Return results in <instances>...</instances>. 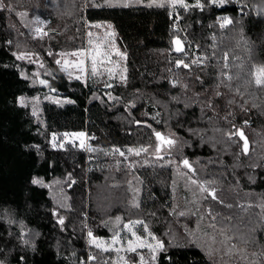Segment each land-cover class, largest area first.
<instances>
[{
	"label": "trees",
	"instance_id": "16d2710c",
	"mask_svg": "<svg viewBox=\"0 0 264 264\" xmlns=\"http://www.w3.org/2000/svg\"><path fill=\"white\" fill-rule=\"evenodd\" d=\"M120 1L108 6L105 0H80V14L74 0L42 6L62 19L65 31L59 6L68 2L66 19H81L83 42L87 27L114 29L126 51L127 75L104 91L70 79L46 57L51 48L47 36L37 35V11L34 22L27 8H13L24 0H3L8 9L0 10V262L81 264L89 226L104 241L97 248L91 240L101 264H264V87L254 83L264 66V0H227L223 6L218 0H184L188 7H173L171 0ZM30 5L40 9V2ZM219 18L232 22L221 27ZM178 20L181 37L205 54L203 66L176 68L170 61L178 35L171 27ZM53 36L60 40L56 32L48 37ZM28 54L52 62L43 78L18 58ZM239 131L250 143L248 153ZM83 132L98 136L96 170L88 183L84 152L71 143L60 146L65 135ZM157 132L180 139L176 156L149 154ZM141 148L147 151L136 155ZM180 189L187 196L194 192L198 203L204 198L212 227L208 243H194L183 224L190 219L180 226L171 218L174 190ZM116 235L123 240L111 242ZM137 237L163 248L129 251Z\"/></svg>",
	"mask_w": 264,
	"mask_h": 264
},
{
	"label": "rangeland",
	"instance_id": "374dc122",
	"mask_svg": "<svg viewBox=\"0 0 264 264\" xmlns=\"http://www.w3.org/2000/svg\"><path fill=\"white\" fill-rule=\"evenodd\" d=\"M46 1L47 0L44 1L24 0V2L20 7L17 6L13 7L14 9H18L20 13L22 12L23 8H27L34 22L35 20L32 16L35 15L34 12L36 11L38 12L40 17L36 20L37 21L36 26L37 29H40L41 31L36 30L37 35L42 37L47 36V40H48L47 43L48 46L51 48V50L49 49L46 57L49 58L50 60L53 59L54 62L59 66V68L63 70L69 76L70 79L80 80L85 83L89 82L94 86V88H97L99 90H104V91L108 90L109 88H111L113 82L123 83L127 75L126 51L119 44L114 29L112 27H109V25L107 24H96V25H101V27L97 28L94 25L91 29H89L86 26L87 28H85V42H83V38L81 35L82 34L81 19L79 18L74 22H68L66 19V11L69 8L68 2L61 3V5L59 6L64 11L61 16L65 20L66 30L64 31L62 29L63 28L62 19L55 20L51 11L42 8V6H44L43 2ZM121 1L122 2L124 1L127 4L135 0H121ZM121 1L120 4H122ZM32 2H40V9H37V7L34 5L31 6L30 4ZM79 2L80 0H74V3L72 5L73 8L77 10L78 14H80ZM111 2L112 4H114L116 3V0H111ZM3 4L4 7L0 8V10L8 9V7L5 5L4 2ZM44 16L47 17L48 19H45ZM221 19H222L221 24H225V26L229 25L225 23V19L223 18ZM54 21L56 22V24L54 23ZM174 24H177V27L171 29V31L178 34L177 36H175L176 38L179 37L182 39L186 50V45H188L187 40L181 37L180 35V34L183 35V31L177 22H175ZM51 32H56L57 35H60L59 36L60 40L58 41L57 38H55V36L48 37L50 36ZM89 33H92L91 37L88 35ZM90 40L92 41L91 44H89ZM188 41L194 44L192 41L190 40ZM51 42H58V43L56 45L51 46L52 44ZM97 51H99L100 55L96 56L97 70L96 73L93 74L92 57L96 54ZM73 53H83V55H73ZM118 53H122L123 55H119ZM173 53L175 54L174 50L171 49L169 51L170 61L175 65L176 68L181 67L182 65L177 66V62L178 61L184 62L185 57H181V56L175 57ZM185 53H187V50ZM21 57H23L22 59H25L26 61L30 62L36 67V71H35L36 75L41 78H43L42 71H45L47 69L48 64H52V62H49L48 60H47L49 62L48 64L45 60L44 61L39 60L33 54H28L26 56H21ZM58 60L60 61V63L56 62ZM81 60L84 61L83 65H80L79 63ZM46 80L48 79L46 78ZM45 85L48 87L47 84ZM79 134L80 133H72L65 135L60 143V146L64 147L66 144L71 143L81 149L82 148L81 141H83L84 144L85 134L82 137ZM161 135L164 136L166 139L171 138L175 140L176 143L171 147H169L168 145H163L162 150L157 153L156 149L158 146H160V141L157 140L154 146L149 150V154L154 157H162V159L172 158L176 156L182 147V142L180 141V139L177 136L173 137L172 135H168L166 133ZM89 179L90 177L88 179L86 178L87 183ZM174 196L177 201V208L173 210V213L171 214V218H173L178 225L183 226V224H185L187 225L188 228L192 230L190 235H191V239L194 240V243L195 240H201V238H204L205 241L208 243L210 240L208 239L207 234H209V232L212 231V227L209 224L206 215L204 214L205 213L204 205L202 204L204 198H202L201 203L200 202L198 203L196 202V194L194 192H192L190 196H187L183 189L174 190ZM88 199H89V187H87L86 189L87 206H88ZM188 206H190L191 209H187L186 207ZM185 208L186 211L183 212ZM176 212H178V215L176 214ZM59 219L63 220L62 217H60ZM189 219L190 221L187 223L182 224L180 222V220H189ZM89 232H90L89 226H87V231H86L87 245H88L87 250H89L90 253L93 254L91 249V240H93L94 237L93 234L90 237ZM115 237H117L119 241L123 240L120 239L118 235H116ZM134 238L135 236L133 237V239ZM110 241L113 242V237L110 239ZM223 262L221 264H228L227 262L225 263ZM98 264H101L99 258H98ZM122 264H131V263L128 261H123Z\"/></svg>",
	"mask_w": 264,
	"mask_h": 264
},
{
	"label": "snow or ice",
	"instance_id": "6c2138e0",
	"mask_svg": "<svg viewBox=\"0 0 264 264\" xmlns=\"http://www.w3.org/2000/svg\"><path fill=\"white\" fill-rule=\"evenodd\" d=\"M171 2H172L173 7H175V5L177 3H179L183 7H188V5L184 3V0H171ZM212 2L213 3H217V0H212ZM218 2H219V4L221 6H223V4L227 2V0H218ZM105 3L108 6H113L111 0H105ZM98 6H102V5H98ZM124 6H127V5H124ZM149 6H151V5H149ZM158 6L163 7L164 4H159ZM196 6L197 7H202V5H200L199 3H197ZM3 7H4L3 0H0V8H3ZM231 22L232 21L230 19L225 18V23L226 24H230ZM224 26H225V24H221V27H224ZM95 27L99 28V27H101V25H95ZM109 27H111V26L109 25ZM37 31H41V30L40 29H37ZM88 35L91 37L92 36V33H89ZM91 43H92V41L90 40L89 41V44H91ZM175 43H176V45H178V47L176 48V51H178V52L183 51V48L180 46L181 45V41L179 39H177L175 41ZM118 54L119 55H123L122 53H118ZM73 55H83V53H73ZM97 55H100L99 51H97L96 54L92 57V64H93L92 72H93V74H95L96 73V70H97L96 69V63H97L96 56ZM18 58L22 59L23 57H18ZM226 58H227V56H225V59ZM56 62L57 63H60L59 60L56 61ZM199 62H200L199 60H193L191 63L192 64H197ZM79 63H80V65H83L84 61L81 60ZM181 65L184 68H189L190 67V64L184 63L183 61H178L177 62V66H181ZM224 67L227 68V64H225ZM228 79L231 80L232 79V76H228ZM254 83L257 86L264 87V66L257 68L256 73H255ZM79 135L82 137L84 134L83 133H80ZM155 135H156L157 140L160 141V146H158L157 149H156L157 153L162 150V146L163 145H168L169 147H171L172 145H174L176 143L175 140H173L171 138L166 139L159 132H157ZM237 135H239L243 139V141H244L243 150L245 152H247L248 151V141H247V138L244 137V134H243L242 131H239L237 133ZM83 146H84L83 141H81V147H83ZM117 151H119V150L117 149ZM129 151H133V150L132 149H129ZM141 151L146 152L147 151V148H141L139 150H135V154L136 155H139ZM120 155L123 156L124 153L123 152H120ZM183 164H184V166L186 168H189V169L192 168V165L189 163V161L187 159H185L183 161ZM33 183L34 184H41L42 182L40 180H33ZM202 191H207V189H202ZM209 195L213 199L216 198V193L214 191L211 192ZM59 222H60V224H63L64 223V221L62 219ZM133 223L135 224V223H143V222L142 221H135ZM128 227H129V231H131V226H128ZM133 235H135V233H133ZM89 236L90 237L92 236V233L91 232H89ZM24 242L27 243V241H24ZM119 242H120L119 239L114 236L113 237V243H119ZM92 243H94L97 248H103V245H104V241H97L95 238H93ZM145 246H147L149 248H152L153 251H156L157 248H160V249L163 248V245L161 243H157L156 247H153L151 244H147L146 245L145 242L140 237H137L135 243H133L132 241H129V243H128V250L135 252L136 251V248H138V247H145ZM104 250H107V249H104ZM117 251H119V249H117ZM93 259H94V257H93ZM141 260H143V257H141ZM0 264H2V262H0Z\"/></svg>",
	"mask_w": 264,
	"mask_h": 264
},
{
	"label": "built area",
	"instance_id": "2783aa9c",
	"mask_svg": "<svg viewBox=\"0 0 264 264\" xmlns=\"http://www.w3.org/2000/svg\"><path fill=\"white\" fill-rule=\"evenodd\" d=\"M177 23L179 25L180 20H178ZM218 23L219 24L222 23L221 18L218 19ZM176 27H177V24H174L171 27V29L176 28ZM187 44H188L186 45L187 53L179 55L181 57H185L184 63L195 65L197 67L203 66L207 60L205 54L202 53L196 45L192 44L188 40H187ZM193 60H199L200 62L197 64H192L191 62ZM83 134H85V137H84L85 142L81 150L84 152V155H85V161H86L85 170H86L87 179H88L89 174L96 170V165H95L96 159L92 156V153L95 147V142L98 140V136L94 134H89L88 132H83ZM81 264H98V257L94 254H91L90 251L87 250Z\"/></svg>",
	"mask_w": 264,
	"mask_h": 264
},
{
	"label": "water",
	"instance_id": "95a60500",
	"mask_svg": "<svg viewBox=\"0 0 264 264\" xmlns=\"http://www.w3.org/2000/svg\"><path fill=\"white\" fill-rule=\"evenodd\" d=\"M177 39H179V40L181 41V45H180V46L183 48V51H181V52L176 51V48L178 47V45H176L175 41H176ZM172 46H173V50H174V52H175L177 55H182V54L185 53V45H184V42L182 41L181 38H179V37L174 38L173 41H172ZM239 137H240V136H239ZM244 137H245V136H244ZM240 138H241V137H240ZM241 140L243 141L242 138H241ZM247 141H248V139H247ZM243 144H244V141H243ZM249 149H250V143H249V141H248V151H247L246 153L249 152ZM70 188H71V187H70Z\"/></svg>",
	"mask_w": 264,
	"mask_h": 264
}]
</instances>
